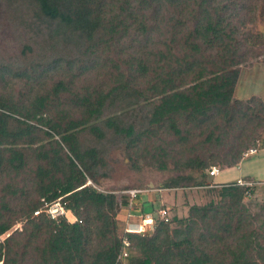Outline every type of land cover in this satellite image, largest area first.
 Wrapping results in <instances>:
<instances>
[{"label": "rangeland", "instance_id": "rangeland-1", "mask_svg": "<svg viewBox=\"0 0 264 264\" xmlns=\"http://www.w3.org/2000/svg\"><path fill=\"white\" fill-rule=\"evenodd\" d=\"M80 1H60L62 14L60 18L51 19L33 0H0V99L16 105L18 111L15 114L0 111L12 115L5 117L7 129L17 131L24 129L26 124L36 125L30 115L40 108L38 101L45 99L50 103V110L45 106L42 109L44 115L58 123L64 134H68L70 132L65 129V123L80 119L82 114V108L75 104L76 95L102 92L106 98L103 114L83 129L76 130L74 135L81 151L94 150L92 158L96 168L92 170L93 179H88V184L101 193L113 194L117 199L115 235L123 237L127 225L135 222L133 211L141 209L140 198L133 201L130 207L128 196L123 192L139 189L144 191L143 195H163L166 201L161 206L168 210L171 240L177 239L174 231L180 234L190 225L193 242L199 251L215 256L218 264L234 262L229 251L237 250L243 252L241 258L250 264H264L255 250L257 242L264 248L260 238L264 236V183L253 181L255 193L243 200V209H240L243 211L241 226L246 239L240 233H232L237 225L233 223L230 226L232 229H229L219 212L222 183L235 181L241 176L254 180L264 178V125L261 124L264 117L257 102L264 105V0H228L224 3L223 0H216L215 6L222 9L226 21L237 25L241 52L246 54L238 66L239 77L233 90L231 117L229 120L221 119L218 114L204 125L193 123L181 127L183 131L179 138L166 132L165 128L158 129L148 123L150 106L157 98L147 90L145 80L148 79L136 70L137 54L154 52V43L161 44L164 50L165 44L172 40L170 48L173 52L180 50L174 45L181 33L177 29L180 20L176 14L177 6L174 20L161 31L167 41L153 33V42L148 43L135 27H131L132 18L127 19L130 26L125 32L119 30L121 32L117 36L107 33L111 19L117 16L123 18L122 21L125 19L109 5L108 0H83L81 5ZM195 5L193 0H188L189 9L193 10ZM188 12L183 11L180 18L188 30H192L194 22ZM239 19L246 24H240ZM83 22L95 26L87 24L84 31L81 27ZM59 81L69 88L55 95V85ZM115 89L119 90L108 95L110 90ZM143 91H146L144 96ZM108 119L125 129L132 126L134 134L115 133L102 124ZM90 125L98 126L104 136L98 138L92 134L88 128ZM43 130L46 131V128L41 126L33 130L27 139L33 144L24 140L26 138L18 142L16 147L26 153L28 160L23 170L18 173L5 167L0 172V221H15L12 228L0 236V242L12 234L23 232L29 235L32 227L28 221L35 216L32 213L28 219L22 214L28 207L37 206L41 199L43 187L37 177L38 167L51 168L50 162H53L61 170L68 161L69 151L66 148L60 150L52 139L43 135ZM53 140L60 141V137L56 136ZM39 148L48 153L51 159L48 164L36 154ZM55 149H58L57 153H54ZM250 150L258 152L251 155ZM51 153L59 161L51 158ZM238 155L241 157L239 163L232 165ZM91 162L94 161H87V164L91 165ZM202 163L208 165L205 170L199 168ZM160 166L165 169L161 170ZM210 166L218 169L213 176L209 175ZM242 180L252 182L246 178ZM172 183L178 184V187L161 188ZM158 205L153 203L156 208L152 211L154 217L160 209ZM195 207L206 209V222L197 220L199 216L193 213ZM215 213L218 215L214 217ZM67 221L73 223L76 218L67 214ZM136 221L141 222V219L137 217ZM193 221L197 225L191 224ZM154 229L153 226V230H148L146 235L153 236ZM111 240L101 238L93 231L89 239V253L100 250ZM41 243L39 240L27 246L23 264H42L36 251ZM25 244L19 241L15 253L21 252ZM127 245L118 257L120 264H129L142 257L133 244Z\"/></svg>", "mask_w": 264, "mask_h": 264}, {"label": "trees", "instance_id": "trees-1", "mask_svg": "<svg viewBox=\"0 0 264 264\" xmlns=\"http://www.w3.org/2000/svg\"><path fill=\"white\" fill-rule=\"evenodd\" d=\"M33 1L43 14L56 19L62 14L59 2L70 0ZM82 2L83 0L80 1V5ZM108 2L125 19L122 21L123 18L119 16L111 19L107 33L117 36L119 32H125L131 25L135 27L139 35L145 37L148 43L153 42L151 38L153 33L163 36L167 41V37L161 31L168 28L171 20H174V9L177 6L176 14L180 19L177 29L181 33L177 36L180 39H175L174 45L180 50L173 52L170 48L171 40L165 44L164 50L161 49V44L154 43V52L137 54L139 61L136 70L143 78L148 79L145 80L147 90L152 92L154 98H157L154 105L150 106L148 114L150 125L158 129L165 128L166 132L173 133L179 138L181 130L183 131L181 127H188L193 123L197 126L204 125L208 120L212 118L214 120L218 114L221 119H230L233 90L239 77L238 66L243 62L246 54L241 52L242 43L237 39V25L233 21H226L222 15V9L215 6L216 0H193L196 4L193 10L188 8V0H108ZM224 2L228 0H223ZM187 10L189 11L187 14L191 16V19L193 18L192 30H188V26L180 18V15L183 16V11ZM131 18L133 21L128 25L127 19ZM239 23L246 24L242 19H239ZM87 24L93 28L95 26L92 23L83 22L81 27L84 31L87 30ZM68 88L63 81H59L55 85L54 93L56 95L60 91L66 92ZM118 90H110L108 95ZM145 93L146 91H143L142 96ZM105 99L100 91L80 97L76 95L75 104L82 108V114L80 119L65 123L67 126L65 129L70 132L68 134H64L58 123L44 115L42 109L45 106L50 108V103L45 99L38 101L40 108L30 115L36 125L26 124L21 130H8L5 122L8 114L0 113V172L5 167L8 171L13 170L18 173L24 169L28 163L27 155L16 146L20 140L24 138L27 140L33 130L39 126L46 128V131H42L44 136L52 139L60 150L66 148L71 155L67 156L68 161L64 165L65 168L61 170L53 162H50L51 168H44L42 165L38 167L37 177L40 178L43 187L41 199L38 202L40 206L28 207V212L24 210L22 217L30 219L32 213L43 210L45 203L60 201L64 208L76 218L75 222L70 223L62 216L51 219L42 212L37 216L34 215L35 217L28 221L32 227L29 235L23 232L12 234L0 242V263L23 264L28 252L27 246L40 240L42 243L38 245L36 251L42 264H120L118 257L126 243H128L127 247L133 244L142 255L140 259L129 264H218L214 259L215 256L199 251V247L193 242L190 225H187L185 231L180 234L174 231L177 239L171 240L168 224L170 218L168 223H165L159 217L156 218L157 215L153 216L155 233L151 237L132 233H125L120 238L115 235L114 218L117 199L113 194L101 193L88 184V179H93L92 170L96 168L95 159L92 158L94 150L81 151L74 135L76 130L83 129L92 120L101 117L105 108ZM257 102L259 112L264 117V105L260 101ZM16 109V105L13 106L0 99V111L15 114V112L18 113ZM102 124L112 128L115 133H125L127 136L134 134L132 126L125 129L117 126L111 119ZM261 124L264 125V118ZM88 128L98 138L104 136V132L98 126L90 125ZM56 136L60 137V141L53 140ZM27 142L33 144V141L27 140ZM57 152L58 149H55L54 153ZM54 153H51V158L55 157L59 161ZM36 154L39 158H44L42 160L47 164L51 160L48 158V153L40 148ZM240 158V155L235 157L232 165H237ZM90 160L94 161L91 162L92 166L87 164ZM199 166L201 170L208 167L206 163ZM160 169L165 168L160 166ZM44 181L47 182L43 183ZM177 185L172 183L168 187L161 188L176 189ZM254 193V187L240 186L235 182L224 184L221 188L219 212L229 229H232L230 226L233 223L237 225L236 231L232 233H240L243 239H246V234L241 226L243 211L240 209H243V200L247 196H253ZM193 213L199 216L197 220L206 222L207 211L204 207H195ZM215 215L218 214L215 213L214 217ZM14 224L15 221H0V236L7 233ZM191 224L197 225L194 221ZM93 231L101 238L112 240L91 254L88 247ZM208 234L211 236L210 230ZM260 238L264 242V236ZM19 241H24L26 244L21 252L15 253V247L19 246ZM255 250L258 257L264 261V248L258 242ZM229 253L233 255L234 260L230 264H250L249 261L241 258L242 251H229Z\"/></svg>", "mask_w": 264, "mask_h": 264}, {"label": "built area", "instance_id": "built-area-1", "mask_svg": "<svg viewBox=\"0 0 264 264\" xmlns=\"http://www.w3.org/2000/svg\"><path fill=\"white\" fill-rule=\"evenodd\" d=\"M251 154L255 153L256 151L250 150ZM218 172V169L216 167H211L209 171V175L213 176ZM237 185L240 186H247L252 187L255 183L253 182H246L243 180H237L235 181ZM144 191L139 189H129L127 191H124L123 194L128 196V205L132 207L133 201H136L137 198L143 194ZM157 211V216L162 219L165 223L169 221L168 217V210L165 208H162V206L159 207ZM156 210V209H155ZM44 213L51 219H58L59 217H64L67 219V214H70L65 208L64 205L61 204L60 201H56L54 203L44 204V208L41 211H35L34 215L37 216L39 213ZM71 215V214H70ZM139 219H141V222H133L131 224H128L125 228V233H132V234H139V235H146L148 230H153L154 222H153V216L152 213H145L143 216L142 214L139 216ZM124 256L126 254L124 253Z\"/></svg>", "mask_w": 264, "mask_h": 264}, {"label": "crops", "instance_id": "crops-1", "mask_svg": "<svg viewBox=\"0 0 264 264\" xmlns=\"http://www.w3.org/2000/svg\"><path fill=\"white\" fill-rule=\"evenodd\" d=\"M263 152H264V147L262 148ZM258 151H256L255 153L251 154V155H254L256 154ZM251 155H248V156H251ZM244 161V160H242ZM241 161V162H242ZM240 162V163H241ZM240 165V164H239ZM232 168V167H231ZM227 169H230V168H227ZM243 178H246V179H249L248 181H255V182H263L264 183V178L263 179H260V180H254V178H250V177H239L237 178L235 181L237 180H242ZM235 181H232V182H235ZM244 181V180H243ZM219 183V182H217ZM228 183H231V182H228ZM228 183H222L223 185L224 184H228ZM138 198H140V204H141V209H137V210H134V216L133 218H135L133 221H136L137 220V217L139 218V216L141 214H145V213H152L153 209L155 210L156 208H154L153 206V203H159L158 207H160L162 205V203H165V199L163 197V195H153V193L149 194V195H141L139 196ZM145 198V199H144ZM139 200V199H138ZM143 211V212H142ZM138 215V216H137ZM142 215V216H143Z\"/></svg>", "mask_w": 264, "mask_h": 264}]
</instances>
